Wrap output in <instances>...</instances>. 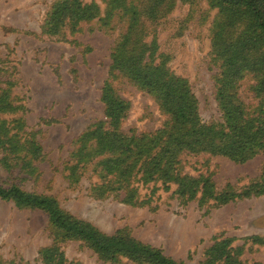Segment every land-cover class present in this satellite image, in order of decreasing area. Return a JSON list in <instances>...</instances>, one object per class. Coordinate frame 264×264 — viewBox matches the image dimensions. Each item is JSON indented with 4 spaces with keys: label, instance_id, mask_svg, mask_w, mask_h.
<instances>
[{
    "label": "rangeland",
    "instance_id": "1",
    "mask_svg": "<svg viewBox=\"0 0 264 264\" xmlns=\"http://www.w3.org/2000/svg\"><path fill=\"white\" fill-rule=\"evenodd\" d=\"M60 1L0 0V104H10L0 109V124L7 129L0 132V140L8 148L5 141L17 133L20 142L34 140L42 149L41 159L35 160L22 146L9 152L0 145V185L51 196L65 213L102 233L127 235L178 262L219 264L213 259L219 249L211 248L227 239L237 260L264 264V189L225 203L200 202V192L181 198L172 182L164 187L161 180H133L137 202L127 203L122 190L98 196L94 185L100 179L91 167L78 179L68 175L77 136L104 118L102 89L109 79L113 46L127 23L118 17L119 10L105 18V0H82L95 3L98 16L52 36L44 25ZM171 1L157 18L144 20V40L155 43V62L164 61L170 72L186 80L200 122H222L216 99L221 67L212 40L221 19L219 6L216 0ZM257 82L249 72L237 82L238 99L249 114L260 102ZM112 84L128 103L123 131L150 132L167 121L168 114L151 93L123 77ZM26 155L32 169L20 165ZM178 159L182 174L208 177L217 191L237 194L263 180L262 152L242 162L186 151ZM52 246L72 263L148 264L125 255L103 258L83 240L62 235L43 210L0 197V264H45L40 250Z\"/></svg>",
    "mask_w": 264,
    "mask_h": 264
},
{
    "label": "trees",
    "instance_id": "2",
    "mask_svg": "<svg viewBox=\"0 0 264 264\" xmlns=\"http://www.w3.org/2000/svg\"><path fill=\"white\" fill-rule=\"evenodd\" d=\"M105 1V18L109 19L115 10H119L118 17L127 23V28L111 52V71L101 95L104 118L77 136L68 175L78 179L91 167L100 179V183L94 185L97 195L122 190L121 199L127 203L137 202V188L131 186L133 180H161L164 187L172 182L176 184L175 193L179 197L191 199L200 192V202L225 203L237 195L260 194L264 189V174L257 187L250 184L237 194L231 190L217 191L208 177L182 174L178 156L184 151L207 152L242 162L256 153H264V0H216L221 19L212 40L213 52L221 67L216 99L223 121L208 124L200 122L196 100L186 80L170 72L164 61L155 62V43L144 40V20L157 18L172 6V1L140 0L137 4L133 0ZM98 12V6L93 2L61 0L49 14L44 32L62 36L64 28L74 30L79 23L97 17ZM245 72L253 74L258 81L255 95L260 102L251 114L244 109L237 95V82ZM120 77L129 79L155 97L160 109L169 116L162 127L141 133L121 129L128 103L116 94L112 84V80ZM7 106H10L8 102L0 104V109ZM6 130L0 124V132L4 134ZM2 142L0 140L1 147L9 152L22 146L32 159L42 157V149L36 141L20 142L17 133L5 141L8 148ZM21 160V167L32 169L27 155ZM0 197L13 200L17 206L43 210L62 235L83 240L103 258L125 255L148 264H185L119 232L102 233L91 224L65 213L51 196L30 193L11 184L8 187L0 185ZM228 246L227 239L214 243L211 251L217 247L219 251L213 259L220 260L219 264H243L231 255ZM40 255L45 264H78L67 262L55 246L41 249Z\"/></svg>",
    "mask_w": 264,
    "mask_h": 264
}]
</instances>
